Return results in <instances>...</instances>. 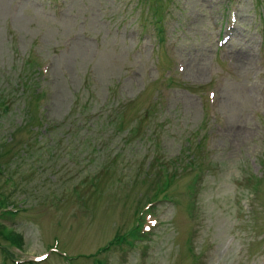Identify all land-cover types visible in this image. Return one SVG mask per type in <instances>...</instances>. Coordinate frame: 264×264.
<instances>
[{
    "label": "rangeland",
    "instance_id": "374dc122",
    "mask_svg": "<svg viewBox=\"0 0 264 264\" xmlns=\"http://www.w3.org/2000/svg\"><path fill=\"white\" fill-rule=\"evenodd\" d=\"M181 3L160 46L138 31L162 0H0L6 264L46 250L32 264H264V0ZM109 96L121 121L97 114ZM152 197L161 224L128 238Z\"/></svg>",
    "mask_w": 264,
    "mask_h": 264
},
{
    "label": "trees",
    "instance_id": "16d2710c",
    "mask_svg": "<svg viewBox=\"0 0 264 264\" xmlns=\"http://www.w3.org/2000/svg\"><path fill=\"white\" fill-rule=\"evenodd\" d=\"M159 41H161L162 39H161V37L158 39ZM34 69V68H33ZM35 69H36V67H35ZM31 78H32V82H34V83H26V84H28V92H30V93H32V98H35V100H37L38 101V99H39V101H40V99L44 96V90L42 89V88H38V85L36 84L37 83V80L35 79V77L34 76H31ZM36 93H38V94H36ZM35 96V97H34ZM35 103V102H34ZM112 113H113V115H116L117 117H120L121 118V120H122V117H123V115H121L120 113H119V111L117 110V108L116 107H113L112 108ZM108 117L110 118V119H103V122L104 123H110V120L112 121V120H114L111 116H110V114L108 113ZM125 118H123V120H124ZM126 120V119H125ZM135 129H136V127H135ZM102 167V166H101ZM104 168V167H103ZM96 173H94L93 172V174H92V176L91 177H93L96 181H97V178H95L94 177V175H95ZM86 177V176H85ZM84 176H83V179H85L86 180V178H85ZM88 177V176H87ZM89 178H90V176H89ZM140 207L141 206H139L137 209H136V216H138L139 217V215L137 214L138 213V211L140 210ZM137 230H138V227H136L134 224H133V227L131 228V230H130V233L128 234V236H130V237H135V236H137L136 234H137ZM14 233H11V236H8V244H10V245H15L16 247H17V245H19V244H17V241H18V239H15V237H14V235H13ZM15 234H18L19 235V233H15ZM19 241H20V239H19ZM118 240L117 239H115L114 240V242H117ZM121 241H123V240H121ZM129 244H131V243H129ZM104 247L106 246V244L105 245H103ZM108 246V245H107ZM102 249H97V251H101ZM0 252H1V254H2V256H3V260L1 261V264H6V262L5 261H7V262H10V260L8 259V257H10L11 256V252L9 251V249L7 250V249H5V248H3V247H0ZM64 257V256H63ZM65 258H67L66 256H65ZM11 260H13L14 261V264H22L21 262H20V260H17L15 257H13V258H11ZM27 263H29V264H32L33 262H31V261H28Z\"/></svg>",
    "mask_w": 264,
    "mask_h": 264
}]
</instances>
